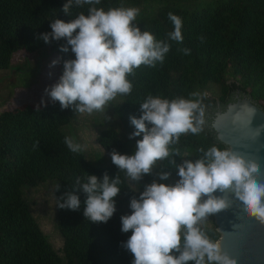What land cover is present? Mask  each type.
Returning a JSON list of instances; mask_svg holds the SVG:
<instances>
[{
  "label": "trees",
  "instance_id": "trees-1",
  "mask_svg": "<svg viewBox=\"0 0 264 264\" xmlns=\"http://www.w3.org/2000/svg\"><path fill=\"white\" fill-rule=\"evenodd\" d=\"M178 1L100 0L98 5L83 6L73 3L65 15L61 9L67 0H0V70L8 68L16 52L32 54L45 49L57 61L53 71L50 70L53 84L62 75L64 62L75 56L70 48L66 53L59 50L66 46L64 39L45 43L40 36L51 32L49 25L55 19L70 22L81 13L87 15L89 7L105 11L138 8L133 23L157 41L169 44L162 61L141 65L126 77L132 90L127 95L118 94L120 100L112 108L126 140L121 141L111 127L101 129L95 137L108 155L113 149L122 155L134 153L136 141L142 136L129 139L135 131L129 117H140V104L149 95L169 101H199L203 110L202 131L180 135L176 143L169 145V157L158 160L152 174L138 183L131 181L125 171H119L111 158L107 166H93L80 152H72L60 128L78 112L71 107L61 109L59 102L51 101L42 88L40 94L44 99L20 102L2 110L0 264H131L132 254L123 247L131 232L122 233L120 223L122 215L131 214L130 199L138 198L144 186L154 180L169 185V179L159 180L161 171L177 181L172 161L180 164L183 159H201L200 150L207 151L212 146L225 150L204 126L205 109L215 103L223 104L232 90H238L264 113V0H212L190 11L180 8ZM169 13L182 21V42L168 39V33L174 30ZM182 49H189V54ZM105 173L110 179L117 175L121 181L118 185L121 191L114 198L116 211L107 223H92L83 216L86 195L82 191L73 192V187H79L78 178L81 183L87 182L86 174L102 178ZM46 180L54 181V227L62 240L60 254L41 233L22 198L23 188L37 187ZM67 192L79 197V210L57 207L56 198ZM206 219L208 226H197L215 243L218 235L212 218Z\"/></svg>",
  "mask_w": 264,
  "mask_h": 264
},
{
  "label": "clouds",
  "instance_id": "clouds-1",
  "mask_svg": "<svg viewBox=\"0 0 264 264\" xmlns=\"http://www.w3.org/2000/svg\"><path fill=\"white\" fill-rule=\"evenodd\" d=\"M73 3L98 5L100 0H67L61 11L68 15ZM138 14V8L105 11L93 6L87 15L81 13L70 22H51V32L41 34L40 39L45 43L64 39L66 46L59 50L66 53L70 48L75 59L65 61L58 82L45 89L49 99L59 102L61 109L71 107L73 111L92 114L104 111L118 94H129L132 84L126 77L141 65L162 61L169 51L167 42L157 41L133 23ZM168 15L174 25L168 39L182 42L181 19ZM182 51L187 55L190 50ZM56 63L53 61L52 66ZM140 112L139 118L129 117L135 128L129 139L142 136L136 141L134 153L122 155L115 149L109 153L112 164L137 183L152 174L158 160L169 157V145L176 143L180 135L198 134L203 124L199 101H169L149 95L140 104ZM65 143L72 152L81 150L71 138H65ZM200 151L201 159H183L180 164L172 161L179 178L173 185L154 180L144 186L138 198L130 199L131 214L122 215L120 223L122 233L131 232L123 244L132 254L131 264H236L197 226L230 207V201L214 195L217 191L233 193L244 211L264 223V183L255 179L260 165L238 152L215 146ZM169 175L161 171L158 178L168 180ZM86 177L87 182L81 183L78 178L79 187H73V192L82 191L87 197L83 216L92 223H107L116 211L114 198L121 191V181L117 175L110 179L107 173L102 178ZM73 192L56 198L57 207L79 210L80 200Z\"/></svg>",
  "mask_w": 264,
  "mask_h": 264
},
{
  "label": "rangeland",
  "instance_id": "rangeland-1",
  "mask_svg": "<svg viewBox=\"0 0 264 264\" xmlns=\"http://www.w3.org/2000/svg\"><path fill=\"white\" fill-rule=\"evenodd\" d=\"M212 0H179L177 5L188 11L198 8L201 4L211 3ZM53 59L45 49L32 54L16 52L12 55L7 69L0 70V112L7 110L20 102L39 100L41 88H50L53 82L50 72L53 71ZM54 85V84H53ZM45 92V91H43ZM46 94V93H45ZM44 99V98H43ZM120 97L109 101L104 111H94L92 114L79 113L67 124L60 128L67 138L81 146L79 151L83 159L93 166H107L110 157L95 141L98 132L111 127L121 141L126 140L119 121L113 115L112 108ZM176 179L169 178V185ZM53 180H46L34 188H23V200L28 204L29 212L37 223L41 233L46 237L52 249L60 254L62 240L57 233L55 222V200L52 194ZM208 226L207 219L199 223Z\"/></svg>",
  "mask_w": 264,
  "mask_h": 264
},
{
  "label": "water",
  "instance_id": "water-1",
  "mask_svg": "<svg viewBox=\"0 0 264 264\" xmlns=\"http://www.w3.org/2000/svg\"><path fill=\"white\" fill-rule=\"evenodd\" d=\"M205 114L204 126L225 150L242 154L260 165L255 179L264 183V113L247 97H235ZM259 132V134H258ZM214 195L230 201V207L210 215L222 253L236 264H264V223L243 210L230 191Z\"/></svg>",
  "mask_w": 264,
  "mask_h": 264
},
{
  "label": "flooded vegetation",
  "instance_id": "flooded-vegetation-1",
  "mask_svg": "<svg viewBox=\"0 0 264 264\" xmlns=\"http://www.w3.org/2000/svg\"><path fill=\"white\" fill-rule=\"evenodd\" d=\"M244 96H245L244 93H239L238 90H232V91L229 93V95H228L227 99L225 100V102H224L223 104H221L220 106H222V105H224V104H226V103H228V102L233 101V100L235 99V97H244ZM245 97H246V96H245ZM247 98H248V97H247ZM214 106H215V105H213V107H208V108H206V109H205V110H206V113L210 115V112L213 111L214 108H215Z\"/></svg>",
  "mask_w": 264,
  "mask_h": 264
}]
</instances>
